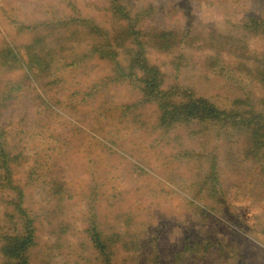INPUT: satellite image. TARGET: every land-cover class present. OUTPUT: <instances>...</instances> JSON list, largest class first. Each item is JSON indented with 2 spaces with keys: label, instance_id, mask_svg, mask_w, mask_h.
<instances>
[{
  "label": "rangeland",
  "instance_id": "374dc122",
  "mask_svg": "<svg viewBox=\"0 0 264 264\" xmlns=\"http://www.w3.org/2000/svg\"><path fill=\"white\" fill-rule=\"evenodd\" d=\"M263 70L264 0H0L1 142L34 232L0 264H264ZM189 98L231 119L163 126L158 102ZM15 199L1 178L0 246L29 226Z\"/></svg>",
  "mask_w": 264,
  "mask_h": 264
},
{
  "label": "trees",
  "instance_id": "16d2710c",
  "mask_svg": "<svg viewBox=\"0 0 264 264\" xmlns=\"http://www.w3.org/2000/svg\"><path fill=\"white\" fill-rule=\"evenodd\" d=\"M175 33L174 32H162L160 36H164L165 39L162 40V45L165 47L163 49H168L171 47L172 44H176L175 40ZM210 40H215L220 44V40H222L221 36H213V34H209L208 38ZM203 39V40H206ZM138 57L140 58L142 54V49L139 46V43H136V49L138 50ZM9 49V48H8ZM9 53L11 54V57L13 58V62H16L19 66H23V63H21L20 58L16 56L14 53H12L11 49H9ZM139 69L141 71L143 79L144 87L143 93L145 95L146 99H153L158 98L159 95H157L156 91V73L157 70L154 66H150L149 64L145 63L144 61L139 62ZM29 70V69H27ZM261 74L264 76V70L261 72ZM155 85V86H154ZM15 90L14 86L11 84H6L3 88V92L0 94V104L4 102L5 99L11 96V92ZM160 92V91H159ZM2 94H5L2 97ZM152 101V100H149ZM3 105H0L2 107ZM158 108L161 110V115L159 120L161 121L162 125L165 127H168L175 123L180 122H192V121H205L207 118H214V119H221L224 122H229V119H231V116L228 112H225V110H220L216 108L213 104H210L206 100L202 98H189L187 102L184 104L181 103L179 105L174 104H168L165 101L160 100L158 102ZM4 137V134L2 130H0V179L3 178L6 180L7 185L10 189H13L16 193V199L14 200L13 206L14 210L24 218L26 223L29 226H23L22 232H17L18 234H15L13 236L7 237L6 241L1 244L0 250L4 255H8L10 257L22 259V252H24L28 246L33 245L34 243V232L33 229L30 228V224L32 222V219L27 214V211L22 206L23 201V193L20 188L17 186H14L12 184L11 177V171L8 163L6 162L7 159V151L3 148L1 138ZM260 137L258 134L254 133V138ZM261 138V137H260ZM90 231L91 239L94 243V245L103 252V246L99 240V235L97 232H95L93 229L88 230ZM8 242V244H7Z\"/></svg>",
  "mask_w": 264,
  "mask_h": 264
}]
</instances>
